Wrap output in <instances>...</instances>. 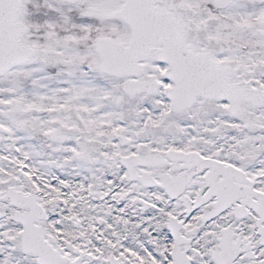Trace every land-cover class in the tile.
<instances>
[{"label":"snow or ice","instance_id":"snow-or-ice-1","mask_svg":"<svg viewBox=\"0 0 264 264\" xmlns=\"http://www.w3.org/2000/svg\"><path fill=\"white\" fill-rule=\"evenodd\" d=\"M0 264H264V0H0Z\"/></svg>","mask_w":264,"mask_h":264}]
</instances>
